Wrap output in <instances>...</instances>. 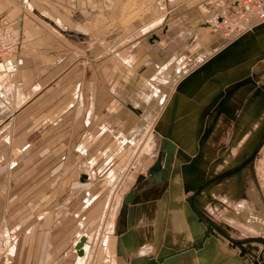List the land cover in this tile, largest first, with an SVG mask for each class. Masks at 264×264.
<instances>
[{"label":"crops","instance_id":"1","mask_svg":"<svg viewBox=\"0 0 264 264\" xmlns=\"http://www.w3.org/2000/svg\"><path fill=\"white\" fill-rule=\"evenodd\" d=\"M231 2L0 0V19L22 21L24 36L18 53L0 59V128H11L0 177L13 173L23 183L9 185L11 199L0 209H13L18 230L26 223L15 240L13 264H91L98 255L96 264H264V215L255 212L260 196L264 202L257 172L264 157V23L238 38L225 37L217 26ZM81 106L85 115L80 113L73 130L68 120ZM52 125L63 127L73 145L79 131L89 141L92 134L99 153L106 154L102 168L118 169L104 178L83 166L72 187L108 181L107 197L90 187L72 197L75 211L65 214L59 235L62 228L53 230L48 212L25 209L34 198L29 193L51 190L50 173L58 170L41 166L53 153L47 145ZM41 127L43 149L41 142L31 144ZM143 151L153 162L163 151L170 165L151 192L139 191L126 206L130 190L122 195L108 234L100 238L103 227L88 218L110 215L115 185L127 175L132 154ZM127 152L128 158L112 156ZM5 159L16 160L17 168L5 169ZM248 175L253 215L244 208L229 214L254 231L237 235L210 210L225 206L224 192L243 195ZM3 198L0 192V203ZM81 204H90L85 219L93 234L80 221L85 212L73 218ZM36 218L40 229L29 225ZM130 230L127 245L120 236ZM85 235L91 247L82 258L76 245Z\"/></svg>","mask_w":264,"mask_h":264},{"label":"rangeland","instance_id":"2","mask_svg":"<svg viewBox=\"0 0 264 264\" xmlns=\"http://www.w3.org/2000/svg\"><path fill=\"white\" fill-rule=\"evenodd\" d=\"M233 2H231V4H236L239 0H232ZM223 17L221 18V20L225 17V15H229L228 10L223 13ZM3 19H0V21H2ZM220 20V22H221ZM13 22V21H11ZM17 23V22H16ZM20 24H17L20 28H21V43L19 45V47L17 48V52H19L24 36H23V25H22V21H20ZM264 23V22H263ZM262 23V24H263ZM220 24V23H219ZM261 25V24H258ZM220 30V29H219ZM251 29L249 30H245L244 32H242L241 34L247 33L249 32ZM221 32L223 33V31L221 30ZM241 34H234L231 36L230 39H234V38H238L239 35ZM225 37H227L224 34ZM228 38V37H227ZM15 53V54H16ZM14 54V55H15ZM13 56V55H12ZM11 57V56H10ZM92 59V57H90ZM97 60V59H96ZM109 77V75H108ZM85 108L84 107H77L75 109V112L77 111L76 115L74 117H71L68 121H70L72 123L71 127L75 128V122L76 120L78 121L81 115H85ZM65 124V123H63ZM70 124V123H68ZM54 128V126L52 125L49 129L52 130ZM55 129V128H54ZM46 130V128L44 129ZM73 130L71 129V134H73ZM55 131L57 132V135H55ZM66 130H63V127L61 129H55L52 134L48 137H52L53 139H49V141L47 142L48 146H51L49 148V152H53L52 156H49L47 159H43L44 160V164L41 165L42 167H44V165H50L53 166V169H58L55 173H50V184H52V188L51 190L46 192V188L45 190L43 188H41L39 191L36 188L35 191L33 192V195L31 193H29V196H34V198H30L29 200H27L26 202V206L25 209L27 207V211H29L30 213H40L39 215L48 212V217L51 219L50 223H53V230H58V235L62 232L63 233V228H65V222H66V218L65 214H69V213H74L75 209L73 208V206L69 205V201L70 199L73 198H77L79 196V194L84 191V190H89V187L93 189H96V193L97 192H104L106 194V187L108 186V181L107 179H105L107 181L106 186L105 183L101 181L100 184H98L97 186L93 187L94 182H92V184L90 185H83V186H79L77 188L72 187L73 182L76 180V176L78 177V172L80 170H83V166H86V169L90 168V171L94 173L95 176L97 177H107V176H112L114 177L117 172L118 169L112 168V167H108V169H103L102 165L103 162L105 161L104 157L106 154L103 153H99L98 147H95V144L98 142H95L93 135L91 141H89L88 137H85V133L83 135H81V131H79L78 136H80L77 144H74L75 140H71L70 138H64L63 136V132ZM11 128L10 129H5V128H0V154H1V150L4 147L5 144V139L6 140H10V136H11ZM68 135V134H67ZM63 137V138H62ZM62 138V140H61ZM41 142V149H43V138H42V127L40 131H35V133L32 136V140H31V144L34 145L35 143H39ZM80 152L79 155L75 154L76 152ZM89 152L88 154L86 152ZM56 152H59V154H57ZM124 153H114L112 154H108V156L112 155L113 157L120 159V158H128L127 154H129L128 152L123 156ZM140 154V153H139ZM138 154V155H139ZM135 154L130 157V159L128 160L127 164V168H129L127 175L123 176L122 178V184H116L115 185V190L114 193L111 197L110 193V197H111V213L110 215H107V212L101 216H95L94 218H88V221L90 222V224L94 225L97 222H100L99 224L97 223L96 225L98 226H102L103 229L99 230V232H101L100 238H102L104 236V234H108V225L111 224V221L114 222V218L116 215V211H117V205L119 204V200L122 198V195L127 192V191H144L145 189H149L150 192L152 191V187H155L156 184H159L160 182H157L155 179L156 178H150L148 176V172L150 170L149 165L153 162V158L146 159V157H149L148 154H146V151H143L139 156ZM106 158V157H105ZM152 161V162H151ZM155 162V161H154ZM153 162V163H154ZM85 163L87 165H85ZM152 163V165H153ZM2 166L6 169V168H12L15 169L18 166V162L16 160H4L1 162ZM10 164V166H9ZM151 165V166H152ZM150 166V167H151ZM45 168V167H44ZM257 172L259 175V180L264 184V157H262L261 161H259V165L257 168ZM81 176H84L85 173L81 172ZM88 176V175H87ZM136 176H138V184L134 185V180H136ZM79 177V178H80ZM130 177V178H129ZM145 177H147V179H145ZM120 178V177H119ZM130 180H129V179ZM245 184H247L246 188L247 191L242 193H237V192H232L231 191H227L224 192L223 194H220V196H222V201L224 202L225 206H218L215 207V209L210 210L211 216L214 220H216L218 223H222L223 226L227 229L230 230L232 233L240 235L245 234V233H253V229L251 228H246L242 225H237L238 222L232 218V216L229 214L230 211L232 209H239V208H244V210L248 213H250V215L252 214L253 211V205H252V192L250 189V185L252 184V178L250 175H248L247 177H245ZM79 180V179H78ZM99 181V180H98ZM117 182L119 181L116 180ZM0 192L3 198L4 203H0L2 204H6V201H8V199H11L10 197V193H11V187H9L10 184H18L21 185L23 184L21 182V177L16 178L14 177V174H10V175H5L0 177ZM85 182V180L83 181ZM146 183L144 184L141 188H139V185H142V183ZM103 184V185H102ZM23 190V189H21ZM129 191V192H130ZM155 191V189L153 190ZM94 192V193H95ZM153 193V192H152ZM257 193V191H256ZM264 191H260V194L263 195ZM19 194V192H15V197H17ZM22 194H26V193H20V195ZM116 195V196H115ZM217 195V194H216ZM219 195V194H218ZM73 197V198H72ZM107 197V194H106ZM105 197V198H106ZM115 199H112V198ZM221 198V197H220ZM257 200H259L256 197ZM263 199V197L260 196V201L261 204L258 203L259 205H261V207H257L255 208V212L256 214L258 213H262L264 215V202L261 200ZM109 203V202H108ZM110 204V203H109ZM108 204V207H109ZM255 204V203H254ZM86 205V206H85ZM89 205L84 204L81 206L79 205V207H77L76 209H78L79 211L73 215V218H76V215L80 216L81 212H85V217L83 218V216H81L80 221L83 224V229L85 231H88L87 233L93 234V232L95 231L94 229H90L89 224H87L86 219L87 218V214L92 213V211H90ZM99 206L101 208V212L103 213V211L105 210V205L103 206L102 204H99ZM85 207V208H84ZM108 207H106L108 209ZM5 208V207H4ZM87 208V209H86ZM13 209L12 208H6V209H0V256L4 259L5 261L4 263L7 264H13L12 263V259L10 258L12 251L14 250V245L16 243L15 240L19 239L22 232H25V230H23L25 227L26 223H21L22 226H24L23 228H21L20 230H18V227L20 225H15L12 221L13 218L10 215ZM71 213V214H72ZM209 213V214H210ZM38 215V216H39ZM253 215V214H252ZM251 215V216H252ZM37 217V216H36ZM108 218V219H107ZM102 219V220H101ZM104 219V220H103ZM100 220V221H99ZM103 221V222H102ZM106 221V222H105ZM42 220L41 219H35V221L31 222L29 225L33 226L36 229H40L42 227L41 225ZM95 225V226H96ZM28 226V227H30ZM36 226V227H35ZM49 228V227H48ZM51 230V231H53ZM22 231V232H21ZM134 232V231H133ZM49 234V232H48ZM220 234V233H219ZM87 241H90L91 239L85 235ZM59 239V237H58ZM86 241V242H87ZM97 240H95L94 242H96ZM99 242V239H98ZM100 243V242H99ZM69 247H72V243H69ZM98 246V245H97ZM47 248H50V241L47 245ZM96 250V249H95ZM50 251V250H49ZM93 251V250H92ZM97 257V256H96ZM99 259V255L98 258H95L94 260L91 259L90 263L91 264H96V261Z\"/></svg>","mask_w":264,"mask_h":264},{"label":"built area","instance_id":"3","mask_svg":"<svg viewBox=\"0 0 264 264\" xmlns=\"http://www.w3.org/2000/svg\"><path fill=\"white\" fill-rule=\"evenodd\" d=\"M227 9L229 15H225L217 28L228 38L264 21V0H239L236 4H229ZM21 38V28L16 21H0V59L14 55ZM4 262L5 258L0 256V264H6Z\"/></svg>","mask_w":264,"mask_h":264},{"label":"water","instance_id":"4","mask_svg":"<svg viewBox=\"0 0 264 264\" xmlns=\"http://www.w3.org/2000/svg\"><path fill=\"white\" fill-rule=\"evenodd\" d=\"M170 163H168L165 160V154L163 151H161L157 157V159L155 160V162L153 163V165L150 167L149 170V177L150 178H156L155 180L157 182H160L162 180V175H163V170L165 167L169 166ZM86 178V175L82 176V180ZM140 193L137 191H130L127 193L126 197L124 198V206L127 205V203L133 201ZM131 231L130 232H125L123 235L120 236L122 243L127 244L131 242ZM133 232V231H132ZM80 242L76 245V249L78 250V253L80 254H84L83 253V245L86 242V237L85 236H81L80 237ZM154 264L157 263V261L153 262Z\"/></svg>","mask_w":264,"mask_h":264},{"label":"bare ground","instance_id":"5","mask_svg":"<svg viewBox=\"0 0 264 264\" xmlns=\"http://www.w3.org/2000/svg\"><path fill=\"white\" fill-rule=\"evenodd\" d=\"M8 21H9V20H8ZM221 21H222V20H221ZM10 22H11V21H10ZM263 22H264V21H263ZM263 22H261V24H262ZM123 172H124L123 174L126 173L125 170H123ZM148 175H149V174H148ZM145 179H147V177H145ZM141 183H142V182H141ZM137 184H138V183H136V185H137ZM144 184H146V183H142V185H139V188H141ZM132 191H133V190H132ZM80 240H81V239H80ZM86 241H87V240H86ZM85 243H86V244H85ZM85 243H84L85 246L83 245V250H84L83 253H84V255L82 256V258L85 257V255L89 252L90 247H91L88 241L85 242ZM88 254H89V253H88ZM88 254H87V255H88ZM81 255H82V254H81ZM79 258H80V257H79ZM80 262H81V261H80Z\"/></svg>","mask_w":264,"mask_h":264}]
</instances>
